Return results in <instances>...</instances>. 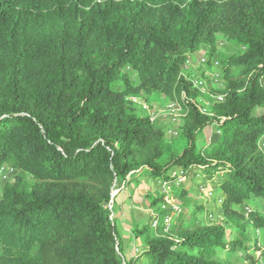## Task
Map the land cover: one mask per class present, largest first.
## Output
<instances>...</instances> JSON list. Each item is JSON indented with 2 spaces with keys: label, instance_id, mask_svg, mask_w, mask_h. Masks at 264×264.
I'll list each match as a JSON object with an SVG mask.
<instances>
[{
  "label": "trees",
  "instance_id": "1",
  "mask_svg": "<svg viewBox=\"0 0 264 264\" xmlns=\"http://www.w3.org/2000/svg\"><path fill=\"white\" fill-rule=\"evenodd\" d=\"M220 40L240 53L208 113L183 68L197 44L211 53ZM263 76L264 0H0V173L15 176L0 195V264H261ZM140 93L178 104L174 147L126 100ZM208 127L217 137L199 147ZM142 178L174 201L214 185L223 222L200 229L203 203L156 214L126 259L106 205L114 181Z\"/></svg>",
  "mask_w": 264,
  "mask_h": 264
},
{
  "label": "rangeland",
  "instance_id": "2",
  "mask_svg": "<svg viewBox=\"0 0 264 264\" xmlns=\"http://www.w3.org/2000/svg\"><path fill=\"white\" fill-rule=\"evenodd\" d=\"M240 53V48L237 45L225 43L220 40L213 52L210 53L209 49L203 45L197 44L188 54L187 62L184 65V70L190 74V80H200L202 87L197 90V96L195 104L201 110L205 112H211L217 103H221L226 99L228 89L227 83L224 82L223 75L226 66V62L229 57ZM204 59L207 63L202 66L200 60ZM215 63L216 66H212ZM214 73L219 75L218 79H213ZM238 75V69H231V76L236 78ZM133 83H136L135 78H132ZM262 85L264 86V76L262 78ZM113 89H119L121 85L112 84ZM127 101H132L136 106V112L140 117L148 118L154 126L164 133V141L167 147H174L178 142V134L180 126L183 121V114L178 104L175 101H171L164 94H152L147 95L140 93L137 95H129L126 97ZM217 137L214 127L206 128L198 142V146L212 143ZM264 149V145H263ZM14 173L9 169H4L0 173V195L2 189L6 183H12L15 179ZM194 185L193 190L189 195L190 202L185 200L174 201L170 199L171 188L166 185H158L150 179L142 178L139 182L130 184L124 188H121V183L116 180L111 186V198L112 200L106 205L110 211L111 217L116 221L117 228L120 226L124 230L132 231L135 229L140 232L144 228L148 227L139 238L133 237L127 246V251H124V257L130 259V257H136L145 248V241L147 237H150L154 232V229L149 228L151 226V217L162 216L165 214L172 215L177 208L191 209L193 203H203L204 211L198 216V223L200 229L210 228L223 222L222 211L219 208V194L215 191L214 185H207L204 189H201L200 185ZM126 190L125 196L130 195L128 198V207L118 204L119 199L117 196ZM175 191V189H173ZM166 196L164 203L159 204L155 209H150L149 204L152 200H156L159 196ZM123 196V193H122ZM121 198V197H120ZM121 200V199H120ZM157 214V215H156ZM165 218V217H163ZM119 229V228H118ZM256 229V228H255ZM255 229H250L249 233L255 234ZM120 232V229L118 230ZM230 232V228H227V233ZM120 234V233H119ZM122 232L120 237L122 238ZM262 237L264 236L261 235ZM121 240V239H120ZM136 249L139 250L136 253ZM129 251V252H128ZM128 253V254H127ZM127 254V255H126ZM221 260H229L230 257L224 253H219ZM136 264H147L145 260H139ZM261 264H264V260H261Z\"/></svg>",
  "mask_w": 264,
  "mask_h": 264
},
{
  "label": "crops",
  "instance_id": "3",
  "mask_svg": "<svg viewBox=\"0 0 264 264\" xmlns=\"http://www.w3.org/2000/svg\"><path fill=\"white\" fill-rule=\"evenodd\" d=\"M126 190H128V189H125L124 191H122V193H123V196H122V193H120L118 196H117V200L119 199V202H118V204H120V205H122V206H124L123 208H125V207H128L129 208V206L127 205V200L129 199L128 197L130 196V195H127V197L125 196V192H126ZM121 197V198H120ZM121 199V200H120ZM119 229H120V232H118V233H120L121 234V232H122V238L120 237V239H121V242H122V245H123V248H124V251L126 250L127 251V246L129 245V242H130V236H131V239H133V236L130 234V231H127V230H124L122 227H118ZM117 228V229H118ZM118 229V230H119ZM120 234H119V236H120ZM129 252V251H128ZM128 254V253H127ZM126 254V255H127ZM131 258V257H130Z\"/></svg>",
  "mask_w": 264,
  "mask_h": 264
},
{
  "label": "built area",
  "instance_id": "4",
  "mask_svg": "<svg viewBox=\"0 0 264 264\" xmlns=\"http://www.w3.org/2000/svg\"><path fill=\"white\" fill-rule=\"evenodd\" d=\"M200 63H201L202 66H204V65H206L207 62L204 59H201ZM212 66H216V64L212 63ZM218 77H219V75L217 73H214L213 79L217 80ZM191 85H192V88L198 90V89H200V87H202V82L200 80H198V79L191 80ZM159 220L160 219H158V216H154L153 217V221L151 223V227L153 229H155L157 227V224H158ZM162 222H163V224H167L169 222V218L168 217L163 218ZM136 252H137V250H136Z\"/></svg>",
  "mask_w": 264,
  "mask_h": 264
}]
</instances>
